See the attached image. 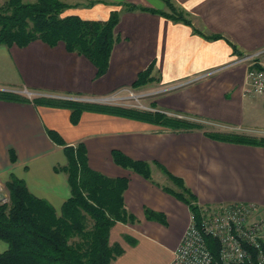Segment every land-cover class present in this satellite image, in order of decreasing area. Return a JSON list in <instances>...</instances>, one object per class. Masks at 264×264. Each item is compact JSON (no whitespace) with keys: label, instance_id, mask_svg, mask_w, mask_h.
<instances>
[{"label":"crops","instance_id":"obj_1","mask_svg":"<svg viewBox=\"0 0 264 264\" xmlns=\"http://www.w3.org/2000/svg\"><path fill=\"white\" fill-rule=\"evenodd\" d=\"M90 1H95L90 7V2H67L80 3L70 12L85 19L106 20L111 11H121L116 27L120 39L100 78L96 66L67 50L64 42L51 46L37 39L25 47L0 45V91L31 100L0 99V191L8 194L6 182L13 173L61 212L71 190L66 175L55 170L67 163V157L64 146L48 134L54 130L67 144H84L92 169L128 182L124 200L136 222L113 226L111 241L119 243L124 253L112 264L173 261L192 212L154 182H169L161 167L181 177L200 205L249 202L264 217V146L212 138L208 133L231 131L205 123L174 131L110 112L86 110L74 124L70 108L35 103L24 92L107 95L130 87L153 64L158 80L142 88L151 86L152 106L159 111L264 129V95L245 91L248 64L235 63L240 56L264 48V0H170L187 13L191 25L160 13L125 8L131 3L172 13L165 0ZM212 34L221 37H207ZM260 62L264 64V54ZM214 69L207 78L174 87ZM114 150L149 162L154 181L117 164ZM146 209L156 212L153 219L146 216ZM6 248L0 239V253Z\"/></svg>","mask_w":264,"mask_h":264},{"label":"trees","instance_id":"obj_2","mask_svg":"<svg viewBox=\"0 0 264 264\" xmlns=\"http://www.w3.org/2000/svg\"><path fill=\"white\" fill-rule=\"evenodd\" d=\"M94 2L91 1L89 5ZM165 2L172 13L131 3L125 4V8L129 11L160 13L192 24L184 10L170 0ZM79 5L65 0H6L0 4V45L25 47L37 39L51 46L64 42L70 52L87 57L97 68L96 77H102L108 70L112 51L120 39L116 27L121 19V11H111L106 20L85 19L70 12ZM207 37L216 39L221 35ZM153 70L152 64L140 72L131 87L140 89L157 81ZM0 99L31 101L12 91H0ZM33 101L70 108L74 124L80 121L84 111L91 110L145 120L174 131L203 126L202 123L160 111L43 97H35ZM48 134L64 146L67 163L56 166L55 170L66 175L71 195L58 212L48 200L33 194L22 179L11 173L6 182L9 198L0 202V239L7 244L6 250L0 253V264H112L124 253L119 243L111 241L113 226L117 222H136V217L128 210L124 200L128 182L124 178L109 177L92 169L83 143L67 144L54 130H48ZM208 135L227 142L264 146V137L235 132H211ZM113 158L120 166L154 181L149 162L135 160L118 150L113 151ZM161 168L172 186L154 182L185 202L191 212L200 218L201 205L192 189L181 177ZM155 215L156 212L146 209L149 219ZM206 241L216 264H221L218 240L208 236Z\"/></svg>","mask_w":264,"mask_h":264},{"label":"built area","instance_id":"obj_3","mask_svg":"<svg viewBox=\"0 0 264 264\" xmlns=\"http://www.w3.org/2000/svg\"><path fill=\"white\" fill-rule=\"evenodd\" d=\"M263 54L264 48L242 55L235 61V63L246 62L248 64L245 84V91L248 93L264 95V64L260 62V57ZM215 71L214 69L200 73L174 87L197 82L209 77ZM134 90L131 86L122 87L116 92L101 96L32 93L28 90L24 92L31 97H48L125 107L128 104L124 102L125 98L136 97L138 99L142 97V94L136 95ZM115 93L118 95H113ZM140 110L159 111L153 106H144ZM170 116L209 124L221 130L264 137V129L260 128L227 125L182 114H171ZM208 236L217 239L220 244L219 262L221 264H264V217L259 214V207L256 204L233 202L201 205L200 218L192 213L191 223L170 264H216L215 257L206 241Z\"/></svg>","mask_w":264,"mask_h":264},{"label":"rangeland","instance_id":"obj_4","mask_svg":"<svg viewBox=\"0 0 264 264\" xmlns=\"http://www.w3.org/2000/svg\"><path fill=\"white\" fill-rule=\"evenodd\" d=\"M24 1L31 2L34 0H24ZM66 1H70V0H66ZM77 2L89 3L91 1L90 0H77ZM90 6L91 5H89V7ZM134 91H135L136 95L142 94V97L138 98V99L136 97L125 98L124 102L128 103L127 105H125V107L143 109L144 106H152L153 94L151 93V91H152L151 86L145 87V89H143V88L135 89ZM123 94L125 95L126 93H123ZM113 95H118V94L115 93ZM126 95H128V94H126ZM32 98L34 99L35 97L32 96ZM166 184L172 186V184L170 182H166ZM5 194H6V191L4 189H2V191H0V202H4V201L8 200L9 196H8V194H6V195Z\"/></svg>","mask_w":264,"mask_h":264}]
</instances>
